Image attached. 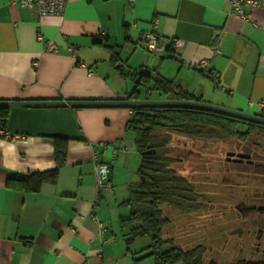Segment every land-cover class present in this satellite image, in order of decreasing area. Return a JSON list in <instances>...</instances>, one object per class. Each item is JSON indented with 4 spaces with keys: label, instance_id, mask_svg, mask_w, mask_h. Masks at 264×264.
Masks as SVG:
<instances>
[{
    "label": "crops",
    "instance_id": "0c3cea01",
    "mask_svg": "<svg viewBox=\"0 0 264 264\" xmlns=\"http://www.w3.org/2000/svg\"><path fill=\"white\" fill-rule=\"evenodd\" d=\"M259 1L243 5V18L228 0H69L62 16L0 0V100L132 99L136 88L139 99L170 98L137 86L139 74H160L204 102L261 114ZM155 21L164 37L185 40L179 54L146 49L143 36ZM202 59L220 73L217 81L196 68ZM132 113L112 106L9 108L4 130L15 138L0 135V264H156L141 258L142 245L128 248L120 222L140 178ZM56 137L68 140L58 178L38 191L10 187L11 174L55 168ZM98 162L110 167L104 187Z\"/></svg>",
    "mask_w": 264,
    "mask_h": 264
},
{
    "label": "trees",
    "instance_id": "16d2710c",
    "mask_svg": "<svg viewBox=\"0 0 264 264\" xmlns=\"http://www.w3.org/2000/svg\"><path fill=\"white\" fill-rule=\"evenodd\" d=\"M138 85L156 89L175 100L203 101L182 89L172 79L160 74H139ZM139 99L138 89L129 96ZM129 121L135 144L141 154L139 180L130 186V197L123 204L129 207L127 214L120 215L124 237L128 248L138 240L149 238L148 245L140 252L141 258L153 257L156 264H218L205 263V246L184 250L178 246L166 248L171 239L163 237V229L168 224L161 205H168L183 213H192L203 208L201 195L191 181L178 174L173 167L177 158L170 155L174 135H183L203 140H230L253 135L256 130L264 131V126L225 114L195 108L181 107H133ZM9 108H0V129H5ZM68 140L55 138V160L53 169L29 174H11L8 185L13 188L38 191L45 182H54L61 167L66 163ZM229 264H264V261L241 259Z\"/></svg>",
    "mask_w": 264,
    "mask_h": 264
},
{
    "label": "rangeland",
    "instance_id": "374dc122",
    "mask_svg": "<svg viewBox=\"0 0 264 264\" xmlns=\"http://www.w3.org/2000/svg\"><path fill=\"white\" fill-rule=\"evenodd\" d=\"M142 93L149 97L144 90ZM253 135L264 136V131L256 130ZM237 143L236 138L222 141L174 135L170 155L178 160L173 167L191 181L201 195L203 208L183 213L168 205L160 206L169 220L163 237L172 240L166 248L190 250L205 246V263L229 264L255 258L248 256L247 239L237 234L240 216L234 206L243 199L264 198V173L227 162V152L238 149ZM149 242V238L137 241L142 246Z\"/></svg>",
    "mask_w": 264,
    "mask_h": 264
},
{
    "label": "flooded vegetation",
    "instance_id": "af4514ba",
    "mask_svg": "<svg viewBox=\"0 0 264 264\" xmlns=\"http://www.w3.org/2000/svg\"><path fill=\"white\" fill-rule=\"evenodd\" d=\"M236 139L238 149L229 151L234 155L230 159L227 156V162L251 168L255 173H264V136L250 135L245 138L236 137ZM239 154H245L248 157H242ZM234 207L241 220L236 228L237 234L247 239L248 256L255 257L244 260L264 261V217H255L259 214L264 215V198L243 199Z\"/></svg>",
    "mask_w": 264,
    "mask_h": 264
},
{
    "label": "built area",
    "instance_id": "2783aa9c",
    "mask_svg": "<svg viewBox=\"0 0 264 264\" xmlns=\"http://www.w3.org/2000/svg\"><path fill=\"white\" fill-rule=\"evenodd\" d=\"M234 10L243 18H247L248 16L243 10L244 4H253V5H259V0H228ZM13 4L19 3L24 7L29 8H37L41 15H64L67 10V6L69 3V0H11ZM158 25L156 21L152 24V27L147 30L144 33V42L146 49L153 53H164L167 49L171 48L175 54H179L182 50V48L185 46V40L178 37H170L166 38L164 37L157 29ZM39 38L41 39L42 36L40 35ZM52 48L56 49L55 45H52ZM209 61L207 59H202L198 62L196 65V68L201 69L202 71L208 68ZM208 70V69H206ZM206 74L214 79L218 80L220 73L215 69H210L206 71ZM260 107L264 109V103H260ZM261 115L264 116V110L261 113ZM0 135H2L6 139H14V134L4 130L0 129ZM104 146H106V143H103ZM116 151L114 150V153ZM96 173L98 178V186L104 187L105 181L109 179L110 176V167L107 163L104 162H98L96 164ZM95 219H97L95 217ZM104 231L103 228H100V234H102Z\"/></svg>",
    "mask_w": 264,
    "mask_h": 264
},
{
    "label": "water",
    "instance_id": "95a60500",
    "mask_svg": "<svg viewBox=\"0 0 264 264\" xmlns=\"http://www.w3.org/2000/svg\"><path fill=\"white\" fill-rule=\"evenodd\" d=\"M16 106H71V107H181V108H195L206 111L217 112L232 116L245 121L253 122L264 126V116L261 114H254L238 109H231L224 106L193 100H175L172 98L166 99H120V100H52V101H8L0 100L1 107H16ZM234 155L233 152H228V159ZM242 157H248L245 154H239Z\"/></svg>",
    "mask_w": 264,
    "mask_h": 264
}]
</instances>
